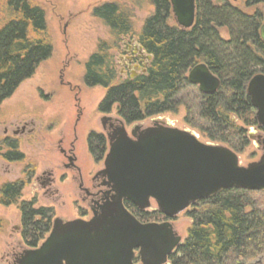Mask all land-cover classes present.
<instances>
[{"label": "trees", "instance_id": "1", "mask_svg": "<svg viewBox=\"0 0 264 264\" xmlns=\"http://www.w3.org/2000/svg\"><path fill=\"white\" fill-rule=\"evenodd\" d=\"M5 1L12 18L0 29V104L52 54L44 11L27 0ZM254 5H264V0L246 3L247 7ZM153 6L154 13L137 38L151 56L145 75L117 79L104 42L85 64L83 84L106 91L98 112L109 114L116 107L118 117L132 125L183 108L184 122L191 128L236 154L242 152L248 145L245 130L233 125L230 116L246 128L257 126L246 87L252 77L264 75V43L259 36L264 14L250 16L230 4L195 0V24L182 30L168 26L169 0H153ZM92 16L114 38L132 34L130 18L113 3L94 8ZM221 28L227 30V39L220 35ZM198 64H205L220 80L216 93L203 95L188 83V71ZM9 146L14 152L4 159L21 161L16 144ZM87 146L92 158L101 161L106 151L104 137L91 132ZM22 188L19 182L4 185L0 203L17 204ZM258 197H264V192L229 189L192 205L187 212L192 225L185 241L170 255V264H249L258 258L264 264V202ZM124 207L141 223L163 217L157 211L140 212L127 201ZM18 210L22 239L28 248H35L49 232L51 210H35L29 202H20Z\"/></svg>", "mask_w": 264, "mask_h": 264}, {"label": "rangeland", "instance_id": "2", "mask_svg": "<svg viewBox=\"0 0 264 264\" xmlns=\"http://www.w3.org/2000/svg\"><path fill=\"white\" fill-rule=\"evenodd\" d=\"M27 1L39 6L45 13L52 54L38 66L30 79L24 81L9 99L0 104V190L6 184L19 182L23 185L17 204L3 206L0 203V264H15L19 254L29 249L22 239L21 215L18 210L20 202L32 203L35 210H51L49 232L38 246L49 235L55 219L70 222L78 219L88 221L92 217L90 205L82 201L84 194L78 187L79 175L73 169L64 168L67 161L60 152V149L67 152L73 143L75 165L80 171L83 188L91 189L92 179L103 170V160L96 162L92 158L88 152L87 137L91 132L102 135L107 151L106 134L100 121L103 116L120 119L116 107L107 115L98 112V106L106 94L105 89L88 88L83 84L85 64L99 43L104 42L109 47L108 54L117 77L120 68L116 64L124 50L123 39L114 38L108 28L92 16V10L103 4H115L130 18L132 34L127 40H137L145 21L154 13L153 0ZM211 1L217 6L230 4L250 16L257 12L264 14V5L247 7L248 0ZM11 18L6 1L1 0L0 29ZM168 26H175L172 15ZM219 32L223 38H228L225 28ZM185 115V109L179 108L176 113H166L132 125L125 124V128L129 133L133 125L145 128L152 126L156 120L194 133L203 143L222 145L209 141L198 129L187 125L184 122ZM230 121L245 130L248 141L246 148L237 153L240 165L246 166L257 161L260 157L257 137L264 138V130L246 128L234 116H230ZM12 143L16 144L17 153L22 155L19 162L4 159V155L14 152L9 146ZM258 198L264 202V197ZM190 210L179 214L172 222L182 243L192 225L187 217ZM162 219L147 223L160 224ZM37 220L40 221L39 218ZM262 261L258 258L249 264H262Z\"/></svg>", "mask_w": 264, "mask_h": 264}, {"label": "water", "instance_id": "3", "mask_svg": "<svg viewBox=\"0 0 264 264\" xmlns=\"http://www.w3.org/2000/svg\"><path fill=\"white\" fill-rule=\"evenodd\" d=\"M233 2L237 0H232ZM175 25L189 30L195 24V0H169ZM264 43V23L259 30ZM151 60V57H147ZM199 93L212 95L220 80L205 64L192 67L186 76ZM246 95L254 109L257 127L264 130V75L250 79ZM110 117H102L101 122ZM110 124L108 150L103 159L109 196L92 211L88 221L55 219L39 247L25 250L16 264H165L181 244L169 222L141 223L124 207L154 210L167 219L176 218L192 205L223 190L264 192V139L258 137L260 157L241 166L228 147L203 143L198 136L162 122L133 125L128 133L122 120Z\"/></svg>", "mask_w": 264, "mask_h": 264}, {"label": "flooded vegetation", "instance_id": "4", "mask_svg": "<svg viewBox=\"0 0 264 264\" xmlns=\"http://www.w3.org/2000/svg\"><path fill=\"white\" fill-rule=\"evenodd\" d=\"M262 24H261V26H262ZM261 26H260V28H261ZM127 37L122 38L123 39L122 45L124 47V50H123L122 54L118 57V63L116 64L117 67L120 68V71L118 72V77H117L120 80H127V79L134 80L138 77L145 75L147 72V69H148L149 62L151 61V60H148V58H147V57H151V56H149L145 53L142 46L138 43V40H135V39H131V40L128 39L127 40L126 39ZM104 115H107V114H104ZM106 117H109V116H106ZM111 119H112L111 122L106 121V122H104V124H102V122L100 121L102 130L105 132V134H109L112 132V129H110V126H109L110 124H112L113 127L119 126L118 122L116 121L118 119H113V118H111ZM77 122H78V119H77ZM75 125H76V123H75ZM124 126H125V123H124ZM73 133L75 135V128H73ZM258 137H261V136H258ZM258 137H257V141H258ZM262 139H264V138H262ZM107 147H108V142H107ZM107 150H108V148H107ZM60 152L62 153L63 157L67 161V163H65L63 165L64 168L73 169L79 175V177H78L79 186L78 187H79V190L84 194L82 201H84V202L87 201L88 205H90L89 207H90V211L92 213V211L96 210L97 206L99 204H101L103 202V200H105L109 196L108 188L104 185V182H105L104 178L98 176V174H97L92 179L91 189L83 188V183L81 180L80 171L75 165L76 158H75L74 152H73V143H71L70 148L67 152H65L62 149H60ZM88 152H89V150H88ZM106 152L107 151H105L104 156H105ZM104 156H103L102 160L104 159ZM152 211H154V210H152ZM174 219L175 218L167 219V218L163 217V219H162L163 221H161L160 223L169 222L172 224ZM39 246L37 245L35 248H29L27 250H33ZM175 251H176V249H175ZM175 251L173 253H175ZM23 252L24 251H22V253ZM21 254H19V257L21 256ZM169 257H170V255L167 257L165 264H170ZM17 260H18V258L16 259V261ZM15 264H16V262H15ZM134 264H140V260L137 256V253H136L135 258H134Z\"/></svg>", "mask_w": 264, "mask_h": 264}]
</instances>
